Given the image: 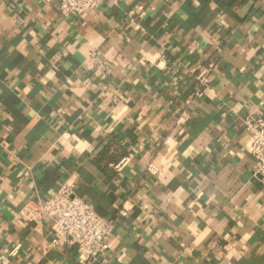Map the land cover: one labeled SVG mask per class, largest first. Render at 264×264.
<instances>
[{"label":"crops","instance_id":"crops-1","mask_svg":"<svg viewBox=\"0 0 264 264\" xmlns=\"http://www.w3.org/2000/svg\"><path fill=\"white\" fill-rule=\"evenodd\" d=\"M194 68L211 72L193 100ZM249 115L264 116V0H106L79 17L0 0V251L11 264H264ZM63 184L114 223L99 260L22 215Z\"/></svg>","mask_w":264,"mask_h":264},{"label":"built area","instance_id":"built-area-1","mask_svg":"<svg viewBox=\"0 0 264 264\" xmlns=\"http://www.w3.org/2000/svg\"><path fill=\"white\" fill-rule=\"evenodd\" d=\"M64 17H79L98 9L106 0H57ZM197 81L191 98H202L210 88L211 68L203 71L190 70ZM243 126L250 136V152L256 160V174L264 185V116L249 115ZM131 156L121 165L129 163ZM150 168V166H149ZM125 214V212H121ZM22 215L30 222L52 221L54 243L68 239L78 248L83 263L99 260L110 247L114 223L102 217L92 205L76 194L75 186L63 184L55 194L46 200H30L22 209ZM15 251H0V264H11Z\"/></svg>","mask_w":264,"mask_h":264}]
</instances>
